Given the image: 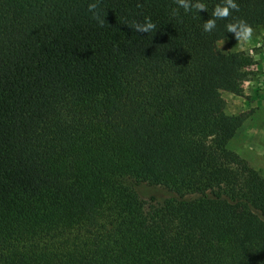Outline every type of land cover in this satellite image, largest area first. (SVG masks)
<instances>
[{"label": "trees", "instance_id": "obj_1", "mask_svg": "<svg viewBox=\"0 0 264 264\" xmlns=\"http://www.w3.org/2000/svg\"><path fill=\"white\" fill-rule=\"evenodd\" d=\"M201 2L0 0V264H264V172L211 96L252 63L213 45L240 20L264 33V0L210 31L222 0Z\"/></svg>", "mask_w": 264, "mask_h": 264}, {"label": "rangeland", "instance_id": "obj_2", "mask_svg": "<svg viewBox=\"0 0 264 264\" xmlns=\"http://www.w3.org/2000/svg\"><path fill=\"white\" fill-rule=\"evenodd\" d=\"M213 45L216 54L242 53L251 59V65L239 69L245 84L238 82L237 93L211 90L215 107L240 121V127L228 149L245 159L249 165L264 172V33L257 28L250 39L241 43L237 37L221 40ZM129 185L144 201L162 204L174 196L161 187L144 184Z\"/></svg>", "mask_w": 264, "mask_h": 264}, {"label": "clouds", "instance_id": "obj_3", "mask_svg": "<svg viewBox=\"0 0 264 264\" xmlns=\"http://www.w3.org/2000/svg\"><path fill=\"white\" fill-rule=\"evenodd\" d=\"M175 3L182 7L185 14L189 12V8L193 10V12L198 13L201 10H206L205 3L201 2V0H196L195 3L190 5L189 0H175ZM238 10V5L235 0H222L221 4H218L214 7L212 12V18L209 19L204 25V31H210L214 27H216V20L218 19H226L230 11ZM88 12L91 14V19L95 20L97 24L101 27L104 26L105 20L102 15L100 9L97 8L96 3L88 4ZM172 15H177L176 10L174 9ZM241 29L237 31V27ZM156 25L151 21L149 17H145L143 23H137L134 25V28L138 32H149L155 29ZM225 29L228 32H235L237 40L241 41V43L247 42L252 34V28L243 20L237 21L235 23H228L225 25ZM222 41H218V44H222Z\"/></svg>", "mask_w": 264, "mask_h": 264}, {"label": "crops", "instance_id": "obj_4", "mask_svg": "<svg viewBox=\"0 0 264 264\" xmlns=\"http://www.w3.org/2000/svg\"><path fill=\"white\" fill-rule=\"evenodd\" d=\"M239 82H241V81H239ZM241 83L245 84V81H242ZM235 86H236V87H239V86H238V82L235 84Z\"/></svg>", "mask_w": 264, "mask_h": 264}]
</instances>
